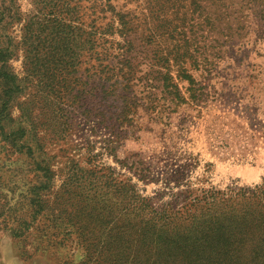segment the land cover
I'll return each mask as SVG.
<instances>
[{"label": "rangeland", "instance_id": "1", "mask_svg": "<svg viewBox=\"0 0 264 264\" xmlns=\"http://www.w3.org/2000/svg\"><path fill=\"white\" fill-rule=\"evenodd\" d=\"M165 1L118 0L117 3L122 10L135 11L138 7L137 14H146L147 25L139 31L154 35L164 53L176 48L188 49L191 59L183 65L190 77L188 81L179 76L178 66L170 63L168 67L187 104L175 110L172 106L163 107L162 90L159 87L146 89L139 94L142 108L136 112L135 124L126 127L125 133L121 132L118 137L111 125L97 124L80 116L76 110L67 120L59 119L56 116L58 88L53 91L46 88L49 81L56 83L64 54L65 63L71 65L67 67L65 81L74 87L77 84L74 80L82 77L87 88L90 87L95 57L84 51L78 58L80 64L76 63L79 43L74 32L69 35V43L60 41L66 52L59 49L56 56L52 49L58 46L50 43L49 34L56 25L54 21H71L70 30H73L81 13L86 14L84 21L88 23L92 1H5V6L12 9L11 16L14 11L16 14L11 22L8 21V26L0 27V32L11 36L15 45L19 44L11 66L19 78H26V70L30 74L26 80L29 88L14 103V116L18 117L23 109L27 111L41 143V150L32 143L35 158L49 166L55 174L56 185L63 181H79V186L70 190V196H60L65 202H60V208L67 210L64 216L69 214L67 204L76 203L82 208L94 195L100 206L112 213L114 224L120 227L124 205L122 187L128 180L137 195L149 199L155 209L170 206L175 210L184 204V193L188 191L195 196L202 189L220 192L253 189L262 182L264 37L257 38L259 31L255 27L241 31L209 29L199 12L189 7L190 0L170 7L169 11L167 8L163 16H159L170 22L169 29H155L153 15L159 14L157 7ZM112 39L115 48L119 38L114 35ZM146 42L145 39L140 43ZM37 45L39 47L35 48ZM21 49L27 50L29 55L23 57ZM34 53H38L34 61L39 67L23 68L25 57L30 62ZM54 54L56 58H52ZM127 158L139 161L144 171L142 178L121 164ZM101 166L110 170L98 173V169H94ZM102 181L108 183L107 187ZM113 184L116 186L112 187ZM76 218L81 224L89 225V218L83 214ZM29 243L0 232V264H87L81 262L84 255L81 248H72L73 255L69 249L60 248L54 253L30 256Z\"/></svg>", "mask_w": 264, "mask_h": 264}, {"label": "trees", "instance_id": "2", "mask_svg": "<svg viewBox=\"0 0 264 264\" xmlns=\"http://www.w3.org/2000/svg\"><path fill=\"white\" fill-rule=\"evenodd\" d=\"M5 1L0 0V27L8 26L16 14L14 11L11 16L12 9L5 6ZM90 1L88 23L81 9L73 30L71 21H54L56 25L49 34L50 43L58 46L52 49L56 56L59 49L66 52L60 41L69 43V35L74 32L79 43L76 63L80 64L78 58L84 51L95 57L92 82L87 88L82 77L74 80L77 82L74 87L65 81L67 67L71 65L65 63V54L61 56L56 83L53 80L46 85L48 91L58 88L56 116L67 120L75 110L79 111L80 116L97 124L111 125L118 137L125 133L126 127L135 124L136 112L142 108L139 94L146 89L162 90L163 107L172 106L175 110L186 105L168 67L170 63L178 66L179 76L188 81L190 77L183 67L191 59L188 49L164 53L154 35L139 31L145 29L148 18L144 12L136 13L138 7L135 11L122 10L118 0ZM182 1L166 0L157 7L159 14L153 15L155 29H169L170 22L159 16ZM189 7L199 12L209 29L241 31L255 27L259 31L257 38L264 37V0H190ZM25 29L28 30L27 26ZM114 35L119 38L115 48ZM145 39L147 42L141 44ZM17 45L11 36L0 32V232L30 242V256L54 253L60 248L69 249L73 255L72 248H81L84 253L81 262L87 264H264V177L253 189L226 192L202 189L195 196L185 192L184 204L176 210L170 206L155 209L149 199L137 195L128 180L122 187L120 227L94 195L86 197L89 203L85 207L67 204L69 214L62 215L67 210L60 208V202L65 203L61 197L70 196V190L77 188L79 181L56 185L49 166L35 158L32 143L37 150H41V143L27 111L23 109L18 117L14 116V103L29 88L26 80L30 75L26 70V78H19L13 71L11 62L16 58ZM21 50L23 57L29 55L27 50ZM36 56L38 53H34L30 62L25 57L23 68L37 69ZM121 164L138 177L144 175L139 161L127 158ZM94 169L98 173L110 170L102 166ZM102 184L108 185L104 181ZM78 214L89 218V225L77 221Z\"/></svg>", "mask_w": 264, "mask_h": 264}]
</instances>
